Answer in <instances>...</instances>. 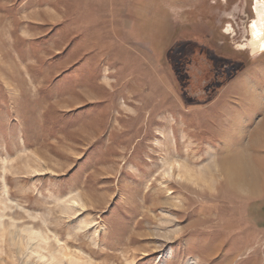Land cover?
I'll list each match as a JSON object with an SVG mask.
<instances>
[{"label":"rangeland","instance_id":"1","mask_svg":"<svg viewBox=\"0 0 264 264\" xmlns=\"http://www.w3.org/2000/svg\"><path fill=\"white\" fill-rule=\"evenodd\" d=\"M263 3L0 0V264H264Z\"/></svg>","mask_w":264,"mask_h":264},{"label":"bare ground","instance_id":"2","mask_svg":"<svg viewBox=\"0 0 264 264\" xmlns=\"http://www.w3.org/2000/svg\"><path fill=\"white\" fill-rule=\"evenodd\" d=\"M256 12L257 20L250 28V45L252 51H264V3L256 7ZM219 172L224 176V182L232 191L239 189L240 196L249 197L259 191V171L247 165L242 153L234 154L225 167H220Z\"/></svg>","mask_w":264,"mask_h":264}]
</instances>
